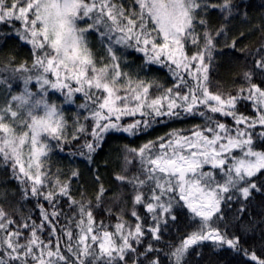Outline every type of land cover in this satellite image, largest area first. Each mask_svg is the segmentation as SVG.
<instances>
[{"label":"snow or ice","instance_id":"1","mask_svg":"<svg viewBox=\"0 0 264 264\" xmlns=\"http://www.w3.org/2000/svg\"><path fill=\"white\" fill-rule=\"evenodd\" d=\"M209 10L219 11L224 21L219 28L209 26ZM238 13L236 0H130L127 6L118 0H0V23L19 22L17 35L31 45L33 56L30 69L22 63L11 76L0 79V84L11 88L9 81L21 74L24 83L20 94L11 95L0 106V158L11 163L23 198L37 199L41 218L39 224L27 223L31 217L17 224L0 207V264H129L130 258L131 264H162L160 250L151 241L142 252L138 246L149 233L152 241H161L169 221L178 219L176 209H187L193 230L170 252L174 264H182L189 249L203 241L241 251L240 238H230L218 223L227 219L224 207L232 210L233 201L238 205L234 219L240 221L250 215L255 195H264V182H258L264 175V150L255 147V136L264 140V44L255 54L258 58L242 73L244 85L236 95L213 92L210 78L221 51L218 38ZM257 27L264 32V25ZM91 33L98 34L109 63L98 66L89 42ZM189 43L197 49L191 54ZM116 46L143 54L145 64L167 67L171 87L153 96V87L162 86L124 71ZM224 47L236 50L237 39ZM0 71H7V66ZM33 79L35 93L28 87ZM50 90L60 92L68 102L82 94L84 103L79 107L88 112L84 119L94 122L90 132L77 121L75 131L68 134L67 121L51 101ZM240 100L253 102L254 117L238 113ZM181 113L199 115L205 124L194 126L190 135L173 130L138 149H128L139 159L143 178L115 177L135 192L134 226L124 219L123 210L115 231L103 221L97 225L90 202L76 201L70 184L58 177L52 180L46 170L51 141L63 151L65 145L90 135L92 139L81 148L87 149L91 161L104 134L135 136L162 122L157 118H177ZM209 113L231 117L236 127L230 128ZM137 116L140 119H135ZM125 117H132V122L123 123ZM257 127L262 130L254 133ZM81 155L85 153L81 151ZM72 176L77 177L78 172L73 171ZM105 192L101 185L97 206ZM40 197L48 202L51 212L39 203ZM61 197H67L70 209L75 207L79 214L78 220L69 217L68 225L59 229L67 238L63 248L56 227L62 215L57 209ZM136 206H143L151 217L147 229ZM73 222L78 229L75 233L70 227ZM46 226L49 236L55 237L54 245L39 235ZM243 251L255 264H264L254 252ZM152 253L157 255L150 258Z\"/></svg>","mask_w":264,"mask_h":264},{"label":"trees","instance_id":"2","mask_svg":"<svg viewBox=\"0 0 264 264\" xmlns=\"http://www.w3.org/2000/svg\"><path fill=\"white\" fill-rule=\"evenodd\" d=\"M118 2H122L127 6L130 0H118ZM236 2L240 5V13L226 23L225 34L218 38V48L221 51L216 55L214 65L210 70L211 90L213 92L219 91L225 95H236L238 89L244 85L242 73L247 70L251 61L258 58L255 54L260 46L264 44V32L257 27L258 25H264V0H236ZM244 13H246V16ZM207 19L209 26L213 29L219 28L224 23L218 10H209ZM19 28V22H15V25L11 22L7 24L0 23V69L7 66V71H0V79L11 76L12 70L22 63L26 64L29 69L32 67L31 45L19 38L17 35V29ZM241 32L244 33L243 37L240 36ZM234 38L237 39V49L225 48V43H231ZM89 42L96 54L98 66L109 63L106 49L101 44L97 33L90 34ZM116 47L124 71L130 72L134 76L138 75L141 79L155 81L156 84L162 86L160 89L153 87V96L158 95L163 88L171 87L173 81L167 67L145 64L143 54L132 49ZM240 49L244 51H240ZM196 50L190 43L188 44L187 51L189 54ZM30 74L23 73L22 75ZM20 76L21 74H17L15 78L9 81L11 88L8 87L7 83L0 84V106L4 105L11 95L20 94L23 91L24 83ZM28 87L32 92H37L34 79ZM49 96L51 101L56 103L63 113L67 121L69 135L75 131L77 121L85 124L89 132L91 131L94 122L91 119L85 120L84 117L88 115V112L79 107L80 104L84 103L82 94L77 93L72 102L66 101L60 92L50 90ZM237 110L238 113L245 116L254 117L256 115L253 102L249 100H240L237 103ZM209 115L215 116V119L227 124L230 128L234 129L236 127L231 117L211 113ZM135 119H140V117L137 116ZM157 119L162 122L154 123L147 131H141L135 136L120 132L104 134L100 147L91 154V161L87 159V149L81 148L86 140L90 141L92 139L90 135H82L78 142L73 141L71 145H65L63 151L56 147L55 141H51L52 150L49 153L46 170L52 180L58 177L61 182L70 184L71 196L76 201L85 204L90 202L97 225L103 221L105 225L109 226L110 231H115L114 225L117 223V216L123 210L124 219L134 226L136 221L131 216V210L135 192L131 185L121 184L120 181L115 179L117 175L128 177L141 175V178H143L139 159L130 153L128 149H138L148 141H155L158 137L166 136L173 130L180 131L184 135H190L194 126L205 124V118L184 113H181L177 118L162 117ZM132 120V117H125L123 123H131ZM240 127H243V125ZM261 130L257 127L253 132L259 133ZM255 147L257 150H264V140L255 136ZM81 151L85 155H81ZM205 170H210L209 166H205ZM73 171L78 172L77 177L72 176ZM97 176H99V180H97ZM258 182H264V175L259 176ZM101 185L106 189V192L99 202V206H97L96 196ZM43 190L47 191L48 189ZM145 191L147 192V189ZM117 196L120 197L119 200L116 199ZM37 202L36 198H23L21 185L13 177L11 163H5L0 158V207L17 224L22 221V218L27 217H31V219L26 220L27 223L31 224L32 221H35L39 224L41 218ZM39 203L51 212L48 202L43 197L39 198ZM232 204V210L224 207L227 219L219 221L218 227L230 238L233 236L240 238L241 251L237 252L227 248V246L217 248L212 241H203L189 249L182 264H255L249 255L245 254L244 249H247L249 254L254 252L259 258L264 259V195H255L250 208V215L245 214L240 221L235 220L233 216L238 205L235 201ZM136 208L140 216L144 218L143 224L147 229V226L151 224V217L146 213L143 206H136ZM57 209L62 213L59 221L56 222V227L58 234L62 237L61 247L63 248L67 238L59 229L68 225L69 217H72L74 221L78 220L79 214L75 207L70 209L67 197L60 198ZM107 209H111L112 213L109 214ZM176 211L180 213L178 219L176 222L169 221L161 241H152L149 233L144 239V244L138 246L142 252L144 247L151 241L154 247L160 250L158 255L162 264H174L173 260L169 258L170 252L179 244L182 238L193 230V227L190 226L187 209H176ZM15 226L10 227L15 228ZM70 227L74 233L78 231L75 222ZM49 232L50 228L46 226L45 230L40 232L39 235L45 241L51 239L54 245L55 237L49 236ZM25 237H27V231H25ZM156 255L157 253H152L150 258ZM129 264H131V258ZM144 264H147V261H144Z\"/></svg>","mask_w":264,"mask_h":264}]
</instances>
